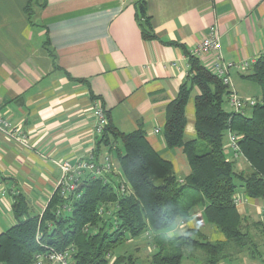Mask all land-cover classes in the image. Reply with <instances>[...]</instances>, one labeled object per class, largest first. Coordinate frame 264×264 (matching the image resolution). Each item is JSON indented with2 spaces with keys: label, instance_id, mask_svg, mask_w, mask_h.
<instances>
[{
  "label": "crops",
  "instance_id": "obj_1",
  "mask_svg": "<svg viewBox=\"0 0 264 264\" xmlns=\"http://www.w3.org/2000/svg\"><path fill=\"white\" fill-rule=\"evenodd\" d=\"M28 1L0 0V113L29 136L25 146L0 131V234L17 223L19 194L26 197L30 214L43 213L61 177L57 161L95 153L103 160L106 150L96 151V101L120 131H145L183 180L191 171L187 155L182 147L168 148L163 129L167 107L189 76L192 49L216 27L220 52L198 57L207 68L217 56L239 62L264 55V0H146L150 36L138 20L141 0H47L34 7L35 25L25 11ZM46 41L56 53L57 67ZM197 93L194 89L186 106V139L197 137ZM225 142L230 159L227 133ZM238 166L247 167V162ZM236 196L239 212L249 221H261L264 200L243 190ZM204 218L203 208L196 207L190 220L179 221L167 235L197 229L210 241L225 240L216 227L207 231ZM259 258L243 253L219 264L237 259L264 264ZM200 259L195 264H207L204 256Z\"/></svg>",
  "mask_w": 264,
  "mask_h": 264
},
{
  "label": "trees",
  "instance_id": "obj_2",
  "mask_svg": "<svg viewBox=\"0 0 264 264\" xmlns=\"http://www.w3.org/2000/svg\"><path fill=\"white\" fill-rule=\"evenodd\" d=\"M46 3L30 0L26 4L32 25L34 7ZM141 12L138 20L150 36L146 0H141ZM44 46L57 67L55 51L47 41ZM189 60V76L167 107L163 129L168 148L182 147L187 155L189 175L179 179L172 162L151 146L145 131L125 133L109 122L96 141V151L114 153L131 191L121 193L115 180L105 182L86 175L77 190L79 196L65 199L56 189L40 215L30 214L26 197L19 194L14 204L17 223L0 234V263L32 264L37 253L70 248L74 249L72 264H182L188 252L204 256L207 264L243 253L262 256L264 222L242 215L235 197L243 190L250 198L264 200V55L246 74L261 87V98L250 114L228 111L227 86L197 56L190 55ZM194 89L198 91L197 137L186 139V106ZM228 129L239 134L247 167L240 168L237 160L226 156ZM67 203L71 210L57 213ZM110 205L111 215L100 213L102 206ZM196 207L203 208L205 219L225 240L210 241L197 229L167 235L177 220H190ZM146 233L152 244L149 263L129 250V241L137 242Z\"/></svg>",
  "mask_w": 264,
  "mask_h": 264
},
{
  "label": "built area",
  "instance_id": "obj_3",
  "mask_svg": "<svg viewBox=\"0 0 264 264\" xmlns=\"http://www.w3.org/2000/svg\"><path fill=\"white\" fill-rule=\"evenodd\" d=\"M222 46L220 43L219 32L216 27H212L208 36L192 49L194 56L200 57L204 54L218 53ZM257 59L243 60L239 62L226 61L221 56H217L214 63L210 65V70L222 81L224 85L229 89L228 103L234 107L235 112H244L248 108L255 106L260 99L256 98H241L236 91L231 79V71L236 69L242 73L247 70H251L252 66L256 63ZM93 115L95 117L94 130L96 139H99L109 123L108 115L104 106L96 101L94 105ZM0 131L6 132L11 138L27 146L29 144V136L23 131L20 126L13 124L6 116L0 113ZM159 132V129L156 130ZM228 142L227 148L231 152V158L238 162L243 159L242 151L239 144V134L228 129ZM61 169V177L59 178L57 189L65 199H70L72 196H79L77 190L82 184V178L89 175L93 179H102L105 182L115 180L120 185V192L125 193L131 191L130 185L123 179L122 173L114 156L105 152L103 154V160L100 161L95 154L90 155L87 158H82L77 161L71 160H59L57 161ZM81 182V183H80ZM236 204L241 199L235 197ZM70 205H62L57 213L62 211H70ZM100 213H106L111 215L113 213V205L109 208L102 206ZM261 220L264 222V212L261 215ZM88 228L86 227V231ZM148 236L149 233H146ZM39 238V237H38ZM74 249H67L65 251H58L55 249H49L45 253H37L32 264H72V254ZM2 264V263H0Z\"/></svg>",
  "mask_w": 264,
  "mask_h": 264
},
{
  "label": "rangeland",
  "instance_id": "obj_4",
  "mask_svg": "<svg viewBox=\"0 0 264 264\" xmlns=\"http://www.w3.org/2000/svg\"><path fill=\"white\" fill-rule=\"evenodd\" d=\"M236 69H233L230 73L231 75V79L232 82L234 84V87L236 89V91L238 92L239 97L241 98H256V99H260L261 98V87L259 85V83L256 80H253L252 78H249L246 74L249 73L251 70H247L245 73H242L241 75H238L236 78L233 75L234 72H236ZM238 73V72H237ZM245 92V93H243ZM243 94V95H242ZM226 109L228 111H234V107L230 106L228 102H226ZM245 112L247 114H250L251 109L248 108L245 110ZM226 144V142H225ZM231 153V152H230ZM242 161H245L244 159H241ZM249 206V205H248ZM252 207V206H251ZM250 207V208H251ZM253 218L257 219L259 218V215L257 214V212L254 210L253 212ZM179 221L181 220H177L175 227L177 226V223H179ZM204 221L206 223V227L208 228V232L211 231V229H213L215 226L212 225L210 222H208L207 220ZM129 250H133L137 256H139V258L143 261H145L146 263H149L150 261V254H151V250H152V244H151V237L150 235L148 236H143L139 241L135 242L133 241H129ZM263 248V255L261 256L262 258H264V245L262 246ZM190 252H188L186 254V256L183 258L182 260V264H195L196 261H200V254H195V255H190ZM258 259H260L258 257ZM234 264H242L241 260L237 259Z\"/></svg>",
  "mask_w": 264,
  "mask_h": 264
},
{
  "label": "water",
  "instance_id": "obj_5",
  "mask_svg": "<svg viewBox=\"0 0 264 264\" xmlns=\"http://www.w3.org/2000/svg\"><path fill=\"white\" fill-rule=\"evenodd\" d=\"M82 184H83V183H82ZM82 184H81V185H82Z\"/></svg>",
  "mask_w": 264,
  "mask_h": 264
}]
</instances>
